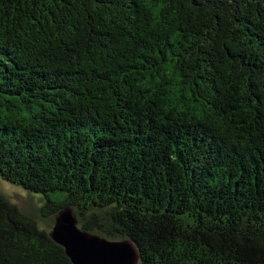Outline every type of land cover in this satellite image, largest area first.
<instances>
[{
	"label": "trees",
	"instance_id": "trees-1",
	"mask_svg": "<svg viewBox=\"0 0 264 264\" xmlns=\"http://www.w3.org/2000/svg\"><path fill=\"white\" fill-rule=\"evenodd\" d=\"M0 180V264H264V0H0Z\"/></svg>",
	"mask_w": 264,
	"mask_h": 264
},
{
	"label": "water",
	"instance_id": "water-1",
	"mask_svg": "<svg viewBox=\"0 0 264 264\" xmlns=\"http://www.w3.org/2000/svg\"><path fill=\"white\" fill-rule=\"evenodd\" d=\"M72 264H138L137 251L130 241L110 240L78 225L71 206L62 207L54 216L50 230Z\"/></svg>",
	"mask_w": 264,
	"mask_h": 264
},
{
	"label": "rangeland",
	"instance_id": "rangeland-1",
	"mask_svg": "<svg viewBox=\"0 0 264 264\" xmlns=\"http://www.w3.org/2000/svg\"><path fill=\"white\" fill-rule=\"evenodd\" d=\"M19 188L22 190L20 186L13 184L8 185L0 180V193L7 197L12 203H15L21 210L30 213L35 212L34 208L38 207V201L31 197H34V195L29 193L30 195L28 194V197L26 195L27 193L24 190V192L21 191Z\"/></svg>",
	"mask_w": 264,
	"mask_h": 264
}]
</instances>
